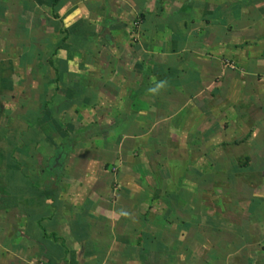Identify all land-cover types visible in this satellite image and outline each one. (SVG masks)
Here are the masks:
<instances>
[{
	"label": "crops",
	"instance_id": "0c3cea01",
	"mask_svg": "<svg viewBox=\"0 0 264 264\" xmlns=\"http://www.w3.org/2000/svg\"><path fill=\"white\" fill-rule=\"evenodd\" d=\"M0 264H264V0H0Z\"/></svg>",
	"mask_w": 264,
	"mask_h": 264
},
{
	"label": "clouds",
	"instance_id": "9594fccd",
	"mask_svg": "<svg viewBox=\"0 0 264 264\" xmlns=\"http://www.w3.org/2000/svg\"><path fill=\"white\" fill-rule=\"evenodd\" d=\"M159 87H161L160 84L157 85V88H156V89H150V91H153V92H154V91H156Z\"/></svg>",
	"mask_w": 264,
	"mask_h": 264
}]
</instances>
